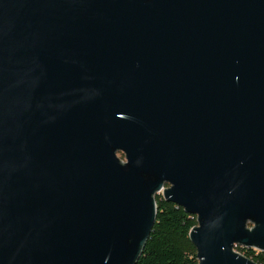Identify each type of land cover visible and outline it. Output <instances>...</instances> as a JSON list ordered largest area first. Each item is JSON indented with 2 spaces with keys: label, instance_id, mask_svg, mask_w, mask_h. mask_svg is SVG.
I'll list each match as a JSON object with an SVG mask.
<instances>
[{
  "label": "water",
  "instance_id": "water-1",
  "mask_svg": "<svg viewBox=\"0 0 264 264\" xmlns=\"http://www.w3.org/2000/svg\"><path fill=\"white\" fill-rule=\"evenodd\" d=\"M155 194L258 264L264 0H0V264H134Z\"/></svg>",
  "mask_w": 264,
  "mask_h": 264
},
{
  "label": "trees",
  "instance_id": "trees-1",
  "mask_svg": "<svg viewBox=\"0 0 264 264\" xmlns=\"http://www.w3.org/2000/svg\"><path fill=\"white\" fill-rule=\"evenodd\" d=\"M154 199L155 221L134 264H198L196 248L189 239L196 216L165 200L161 194H155ZM234 249L252 261L264 264V252L239 245Z\"/></svg>",
  "mask_w": 264,
  "mask_h": 264
},
{
  "label": "rangeland",
  "instance_id": "rangeland-1",
  "mask_svg": "<svg viewBox=\"0 0 264 264\" xmlns=\"http://www.w3.org/2000/svg\"><path fill=\"white\" fill-rule=\"evenodd\" d=\"M116 155H117V157L120 159V160H122V161H124L125 160V158H124V154L121 152V151H117L116 152ZM236 251H238L237 249H235ZM239 252V251H238Z\"/></svg>",
  "mask_w": 264,
  "mask_h": 264
},
{
  "label": "bare ground",
  "instance_id": "bare-ground-1",
  "mask_svg": "<svg viewBox=\"0 0 264 264\" xmlns=\"http://www.w3.org/2000/svg\"><path fill=\"white\" fill-rule=\"evenodd\" d=\"M234 247H235V246H234ZM234 247H233V248H234Z\"/></svg>",
  "mask_w": 264,
  "mask_h": 264
},
{
  "label": "flooded vegetation",
  "instance_id": "flooded-vegetation-1",
  "mask_svg": "<svg viewBox=\"0 0 264 264\" xmlns=\"http://www.w3.org/2000/svg\"><path fill=\"white\" fill-rule=\"evenodd\" d=\"M234 249V248H233ZM235 250V249H234Z\"/></svg>",
  "mask_w": 264,
  "mask_h": 264
}]
</instances>
